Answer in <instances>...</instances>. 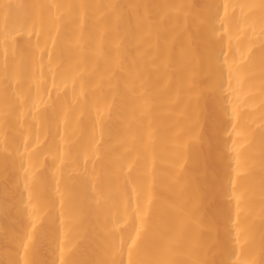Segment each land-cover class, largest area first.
I'll use <instances>...</instances> for the list:
<instances>
[{"label":"bare ground","instance_id":"6f19581e","mask_svg":"<svg viewBox=\"0 0 264 264\" xmlns=\"http://www.w3.org/2000/svg\"><path fill=\"white\" fill-rule=\"evenodd\" d=\"M0 264H264V0H0Z\"/></svg>","mask_w":264,"mask_h":264}]
</instances>
